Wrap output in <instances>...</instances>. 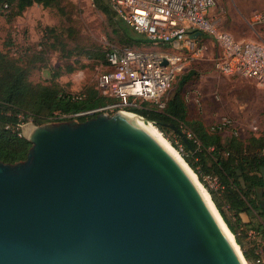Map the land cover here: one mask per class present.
I'll return each instance as SVG.
<instances>
[{"label":"water","instance_id":"obj_1","mask_svg":"<svg viewBox=\"0 0 264 264\" xmlns=\"http://www.w3.org/2000/svg\"><path fill=\"white\" fill-rule=\"evenodd\" d=\"M125 113L22 126L26 159L0 161V264H245L185 168Z\"/></svg>","mask_w":264,"mask_h":264},{"label":"rangeland","instance_id":"obj_2","mask_svg":"<svg viewBox=\"0 0 264 264\" xmlns=\"http://www.w3.org/2000/svg\"><path fill=\"white\" fill-rule=\"evenodd\" d=\"M5 4L8 7L0 5V51L26 68L35 85L57 86L73 94L87 92L97 89L112 47L157 49L151 43L124 44L94 0H61L52 7L34 3L20 14L16 3L6 0ZM262 9L264 0H218L213 19L238 39L264 42V24L258 21ZM115 19L123 22L116 15ZM210 56L205 53L193 60L172 81L168 95H173L184 76L194 72L183 86L187 120L201 121L210 132L223 125L220 134L227 147L230 144L235 152L256 154L260 142L255 139L264 138V88L252 80L224 76ZM30 122L37 124L33 117L26 123ZM184 126L183 133L194 129L189 123ZM159 130L171 145L173 139L179 143L173 132ZM176 152L182 156L178 148ZM224 210L231 214L227 205ZM253 218L255 226H264V213H253Z\"/></svg>","mask_w":264,"mask_h":264},{"label":"trees","instance_id":"obj_3","mask_svg":"<svg viewBox=\"0 0 264 264\" xmlns=\"http://www.w3.org/2000/svg\"><path fill=\"white\" fill-rule=\"evenodd\" d=\"M8 1L16 3L17 13L20 14L34 3L52 7L58 5L61 0ZM94 2L108 16L110 26L124 44L149 43L146 37L130 26L117 21L115 12L105 0H94ZM5 3L6 0H0V5L4 4L8 7ZM104 65H106V56ZM193 73L190 72L181 79L177 90L169 96L165 109L158 110L153 106L150 110L140 113L155 121L158 128L165 133L171 131L175 134L179 143L173 139L171 146L175 150L176 148L180 150L183 156L181 157L198 175L229 229L236 236L245 258L253 262L256 257L254 252L256 245L245 241L247 232L256 229L264 237V226L262 223L259 226H255L253 222L244 223L241 213L250 211L261 215L264 213V138L255 139L260 142V151L256 154L245 153L243 150L235 152L230 149V144L227 147L223 142L220 134L223 125H218L210 132L201 121H188L187 103L182 93L184 84ZM78 94L83 95V98H75L76 94L63 91L57 86L33 84L29 80L28 70L0 51V161L16 163L26 159L32 144L22 135L21 126L28 122L30 117H33L37 124L70 120L61 119V115L90 109L108 100L100 95L96 88ZM187 123L194 126L193 130H187L193 134L194 139L183 133L186 141L176 129L183 132V127ZM157 126L153 125L152 128L162 134ZM205 174L218 175L225 185V190L220 193L210 188L204 180ZM225 205L229 207L230 215L224 210Z\"/></svg>","mask_w":264,"mask_h":264},{"label":"built area","instance_id":"obj_4","mask_svg":"<svg viewBox=\"0 0 264 264\" xmlns=\"http://www.w3.org/2000/svg\"><path fill=\"white\" fill-rule=\"evenodd\" d=\"M105 1L120 20L146 37L157 49L112 47L106 55L105 69L97 86L100 95L108 98L107 102L63 114L61 119H89L101 113L115 112L141 115L140 112L153 106L158 110L165 109L172 81L185 72L193 60L208 54L207 40L213 42L214 51L210 57L224 76L252 80L264 88V42L238 39L219 28L211 14L218 0ZM258 21L264 24V9L258 15ZM196 32L201 35L192 37ZM74 97L82 99L83 95ZM187 135L194 139L191 132ZM204 180L213 190L220 193L225 190L216 174H205ZM234 238L236 241L235 235ZM246 240L256 245V257L253 262L245 258L247 264H264L262 233L250 229Z\"/></svg>","mask_w":264,"mask_h":264},{"label":"bare ground","instance_id":"obj_5","mask_svg":"<svg viewBox=\"0 0 264 264\" xmlns=\"http://www.w3.org/2000/svg\"><path fill=\"white\" fill-rule=\"evenodd\" d=\"M128 116H130L131 118H133L136 122H138L145 130H147L152 136H154L161 144H163L168 150L169 152H171V154H173V156H175V158L181 163V165L183 166V168H185V170L187 171V173L191 176V178L193 179V181L197 184L198 188L201 190L203 196L205 197V199L208 201V203L210 204V206L213 208V210L215 211V214H217V216L219 217V219L221 220V222L223 223V226L227 232V234L230 236L231 240L234 242V244L236 245L237 249L239 250V252H241L240 248H239V244L235 241L233 234L229 231V229L227 228V226L224 224L223 220L221 219L218 211L216 210V208L214 207L210 195L208 193V191L201 185L200 181L198 180L196 174L193 172V170L190 168V166L187 164V162L181 158V156L176 152V150L171 146V144L169 142H167L166 138L160 134L159 132L155 131L152 127L153 125L150 123H145L143 121V119H140L138 116L130 114V113H125ZM245 259V257H243ZM245 264H247L246 260H245Z\"/></svg>","mask_w":264,"mask_h":264},{"label":"crops","instance_id":"obj_6","mask_svg":"<svg viewBox=\"0 0 264 264\" xmlns=\"http://www.w3.org/2000/svg\"><path fill=\"white\" fill-rule=\"evenodd\" d=\"M214 10V9H213ZM213 10L211 12L212 17H213ZM207 45H208V54L212 55L213 51H214V45L213 42L211 40H207ZM264 206V204H263ZM253 213H255L254 211H250V212H243L241 213V217L242 220L244 221V223H249V222H253L254 218H253ZM245 241L247 242V240L245 239Z\"/></svg>","mask_w":264,"mask_h":264}]
</instances>
